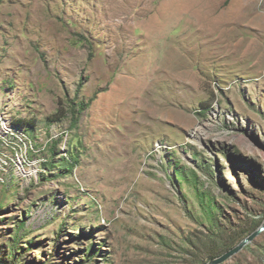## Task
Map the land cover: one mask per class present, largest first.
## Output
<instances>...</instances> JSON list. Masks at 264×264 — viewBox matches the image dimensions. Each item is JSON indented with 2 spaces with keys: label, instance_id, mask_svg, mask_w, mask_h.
I'll list each match as a JSON object with an SVG mask.
<instances>
[{
  "label": "rangeland",
  "instance_id": "rangeland-1",
  "mask_svg": "<svg viewBox=\"0 0 264 264\" xmlns=\"http://www.w3.org/2000/svg\"><path fill=\"white\" fill-rule=\"evenodd\" d=\"M263 222L264 0H0L1 263L208 264Z\"/></svg>",
  "mask_w": 264,
  "mask_h": 264
},
{
  "label": "water",
  "instance_id": "water-1",
  "mask_svg": "<svg viewBox=\"0 0 264 264\" xmlns=\"http://www.w3.org/2000/svg\"><path fill=\"white\" fill-rule=\"evenodd\" d=\"M264 232V222L260 225L258 229L249 234L246 238H244L240 243H238L235 247L226 251L219 257L213 259L208 264H222L232 258L234 255L238 254L241 250L244 249L248 244L253 242L258 236H260ZM0 264H3L0 262Z\"/></svg>",
  "mask_w": 264,
  "mask_h": 264
},
{
  "label": "trees",
  "instance_id": "trees-1",
  "mask_svg": "<svg viewBox=\"0 0 264 264\" xmlns=\"http://www.w3.org/2000/svg\"><path fill=\"white\" fill-rule=\"evenodd\" d=\"M80 106H81V108H83V107H84V104L82 103V104H80ZM248 235H249V234H248ZM229 250H230V249H229ZM225 252H226V251H225ZM225 252H224V253H225Z\"/></svg>",
  "mask_w": 264,
  "mask_h": 264
}]
</instances>
